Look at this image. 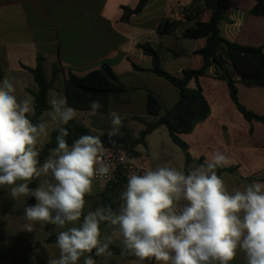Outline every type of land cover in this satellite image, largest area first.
Here are the masks:
<instances>
[{"label": "crops", "instance_id": "crops-1", "mask_svg": "<svg viewBox=\"0 0 264 264\" xmlns=\"http://www.w3.org/2000/svg\"><path fill=\"white\" fill-rule=\"evenodd\" d=\"M139 1L0 0L2 79L16 85L19 99L33 97L30 91L37 92L38 85L24 66L33 69L38 58H43L46 80L53 83L47 102L53 92L67 100L66 82L70 76L84 77L107 64L127 91L107 100L95 98L101 102L98 112L104 114L103 119L92 116L89 107L76 109L75 119L95 134H106L109 114L115 111L123 118L122 128L137 138L145 129L144 122L152 119L146 110L148 94L159 99L162 114L179 99V90L152 72V57L139 45H150L158 52L162 69L178 78H183L186 69L199 70L203 66V58L196 51L206 45L205 39H184L182 29H179L183 32L181 36L178 30L170 35L159 33V26L166 19L184 21L182 9L193 0H149L139 13L129 14L128 10L135 9ZM222 3L226 21L219 24L220 35L242 46L262 47L264 52V16L250 13L256 0H222ZM210 17V11L200 15L203 22ZM234 80L239 102L264 118V87L248 85L238 75ZM198 85L210 113L192 132L181 136L187 144L186 152L172 141L168 129L160 126L147 135L145 145L135 147L142 167L155 168L167 162L187 170L220 150L228 157V163L218 169V174L229 188L264 181V122L244 118L230 96L228 84L215 77L213 68L198 83L190 81L188 87L195 89ZM49 127L55 128V123L49 121ZM49 140L44 141L43 148ZM105 187L94 181L93 194L85 197V213L100 206L97 197ZM29 200L30 196L13 199L8 190L0 189V264H47L48 257L58 256L55 243H48L47 239L56 237L62 229L36 223L32 232L25 231L28 221L17 212ZM109 232L104 226L102 234ZM112 246L119 251L111 250L114 254L111 264L117 261L137 264L134 257L120 258L119 242ZM95 258L97 263L104 259ZM231 264H246L243 254L238 253Z\"/></svg>", "mask_w": 264, "mask_h": 264}, {"label": "clouds", "instance_id": "clouds-1", "mask_svg": "<svg viewBox=\"0 0 264 264\" xmlns=\"http://www.w3.org/2000/svg\"><path fill=\"white\" fill-rule=\"evenodd\" d=\"M48 103L50 110L33 123L34 98L19 99L11 80L0 82V189L13 199L34 198L24 208L25 231L36 223L62 229L55 241L58 256L48 257L47 264H97L94 256L111 264L116 242L120 258L134 257L137 264H231L238 253L246 264H264V181L229 188L218 174L228 157L216 150L187 170L167 162L139 167L129 173L117 209L99 206L85 213L94 181L103 186L115 164L100 135H81L69 145L64 125L77 110L55 92ZM101 107L99 99L90 101V114L103 119ZM109 115L111 140L122 135L123 118L115 111ZM52 131L56 146L41 162ZM101 225L110 232L102 234Z\"/></svg>", "mask_w": 264, "mask_h": 264}, {"label": "trees", "instance_id": "trees-1", "mask_svg": "<svg viewBox=\"0 0 264 264\" xmlns=\"http://www.w3.org/2000/svg\"><path fill=\"white\" fill-rule=\"evenodd\" d=\"M148 1L140 0L135 9L128 10L129 14L139 13ZM256 2L250 13L255 16H264V0H256ZM206 11H210L211 17L209 21L203 22L200 15ZM182 14L184 21L172 19L162 21L159 26V33L160 35H170L182 29L184 39H205L206 45L196 51V54L201 55L203 58V66L199 70L186 69L183 72V78H178L162 69L159 54L150 45H139L146 55L152 57V72L179 90V99L175 106L162 114L159 99L151 93L148 94L146 110L152 119L144 122L145 129L140 132L137 138H134L129 130L122 128V135L113 137L111 143L107 134H95L79 120L74 119L64 125L69 131V135L66 137L69 145L81 135H100L104 146L124 148L128 150L131 157H136L138 153L135 151V147L139 144L145 145L147 135L160 126H165L172 141L186 152L187 144L181 136L192 132L194 127L199 122L204 121L210 113L209 105L203 96L201 87L198 85L197 88L190 89L188 84L192 80L198 83L199 79L206 76L211 68L214 69L216 78L224 80L228 84L230 96L244 118L249 121L264 122L263 117L249 111L239 102L234 80V76L238 75L248 85L264 87L263 48L232 43L220 35L219 24L226 21L225 6L222 0H193L189 6L182 9ZM24 69L34 76L38 85L37 92L30 91L34 97L36 109L35 116L30 118L33 123H38L41 114L50 109L47 94L53 87V83L46 80L43 70V58H38L35 68L24 66ZM0 81H3L1 73ZM126 91V87L107 64H103L99 70L93 71L84 77L70 76L66 82L67 104L75 109H87L90 101L95 98H105L107 100L111 95H119ZM56 135L57 132L53 131L49 142L42 149L41 162L47 157L49 150L56 146ZM186 156L187 160L190 161L189 155ZM199 163H202V161H199ZM126 183L127 179L123 170H117L114 179L106 185L105 190L97 197L100 199V206H111L113 209H117L120 202V193ZM30 187H37V181H33ZM33 203H35L34 198L30 197L25 207ZM25 207L19 210L17 214H24ZM104 226L101 225V229ZM55 241L56 237L47 239L48 243H55ZM111 250L119 251L115 246H111Z\"/></svg>", "mask_w": 264, "mask_h": 264}, {"label": "built area", "instance_id": "built-area-1", "mask_svg": "<svg viewBox=\"0 0 264 264\" xmlns=\"http://www.w3.org/2000/svg\"><path fill=\"white\" fill-rule=\"evenodd\" d=\"M111 141L112 139L109 140L110 143ZM104 147L105 149H107V158L111 163L115 164V170L112 173V178L104 182L103 183L104 186H106L109 182H111L114 179V174L117 172V170L122 169L127 179L130 172L136 171L139 167H142L141 161L136 157H131L129 155L128 150L113 146H104ZM121 157H123V160L121 159ZM96 181L101 183L100 179H97ZM97 264H103V260L99 261Z\"/></svg>", "mask_w": 264, "mask_h": 264}, {"label": "water", "instance_id": "water-1", "mask_svg": "<svg viewBox=\"0 0 264 264\" xmlns=\"http://www.w3.org/2000/svg\"><path fill=\"white\" fill-rule=\"evenodd\" d=\"M177 33L181 36L182 35V30H178Z\"/></svg>", "mask_w": 264, "mask_h": 264}]
</instances>
